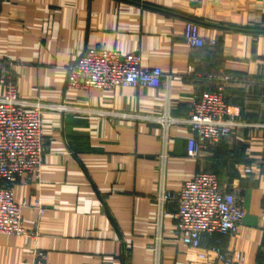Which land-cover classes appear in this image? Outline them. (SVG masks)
I'll return each mask as SVG.
<instances>
[{"label":"crops","instance_id":"1","mask_svg":"<svg viewBox=\"0 0 264 264\" xmlns=\"http://www.w3.org/2000/svg\"><path fill=\"white\" fill-rule=\"evenodd\" d=\"M187 21L201 47L184 40ZM90 47L138 53L141 66L161 69L160 85L69 88V65ZM1 58L22 99L67 110H42L41 173L14 182L23 225L38 235L0 233V264L28 263L34 248L40 264H223L173 235L174 202L158 218L157 188L176 191L199 171L238 190L244 209L236 232L204 235L202 246L219 239L242 255L236 264H264V0H0ZM220 75L231 76L224 100L245 125L190 155L187 124L164 133L154 119L165 109L186 118Z\"/></svg>","mask_w":264,"mask_h":264},{"label":"built area","instance_id":"2","mask_svg":"<svg viewBox=\"0 0 264 264\" xmlns=\"http://www.w3.org/2000/svg\"><path fill=\"white\" fill-rule=\"evenodd\" d=\"M183 37L192 47L204 44L195 22L185 23ZM209 42L213 44L215 41ZM140 60L138 53L122 54L116 50L90 47L69 65L66 84L69 88L81 90L111 89L117 85L158 87L162 78L161 69L141 66ZM167 79L179 80L181 77L168 75ZM219 79L220 84L215 90L203 91L193 101L191 112L186 118L178 119L165 109L154 119L164 129V133L170 124L185 122L190 132L187 139L190 155H194L203 143H216L245 125L236 108L224 100L225 85L231 76L220 75ZM0 87V233L35 238L38 235L36 230H28L23 225L21 210L24 203L14 201V182L23 175L38 177L41 173L46 151L42 110L50 108L66 111L67 106L22 99L12 78L11 60L8 58L0 59ZM163 143L164 149L159 157L164 165L168 153L165 139ZM250 172V166L242 167V173ZM154 201L159 219L168 212L165 204L175 203L177 223L173 235L195 250L198 259L217 260L223 264L243 261L239 252L223 250L219 239L215 240L212 247L206 248L201 244L204 235L236 232L244 215L240 192L220 188L214 173L196 172L176 191H169L160 185L154 193ZM34 204L41 206L38 199ZM44 257V251L34 248L31 260L21 264H40Z\"/></svg>","mask_w":264,"mask_h":264}]
</instances>
